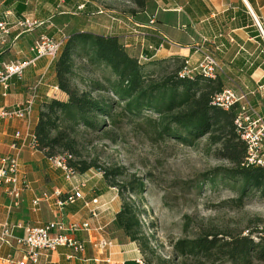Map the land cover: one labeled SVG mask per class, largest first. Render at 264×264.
<instances>
[{
  "label": "trees",
  "instance_id": "1",
  "mask_svg": "<svg viewBox=\"0 0 264 264\" xmlns=\"http://www.w3.org/2000/svg\"><path fill=\"white\" fill-rule=\"evenodd\" d=\"M131 2L140 11L146 0ZM11 3L12 0H4L6 7ZM19 5L15 7L17 12L26 10ZM56 55L41 84L48 89L58 88L66 99L43 97L39 102L38 90L32 106V116L35 105L37 116L29 144L42 153L45 160L63 158L68 169L78 175L92 169L102 174L103 183L116 190L120 202L112 227L135 244L143 264H153L154 259L158 261L151 245L153 241L142 222L146 216L143 183L134 177L119 182L118 179L126 177L123 167L101 169L95 162H72L59 155L79 156L77 133L81 130L100 132L104 126L102 118L114 123L116 115L113 113L117 109L123 118L147 121L153 118V128L160 138L186 147L205 140L215 158L228 166L214 169L200 184L207 182L211 188L229 187L238 196V208L254 197L264 203V166L244 165L246 146L234 126L238 107L225 110L212 104L214 96L224 88L220 77L210 79L199 73L186 74L189 70L185 64L187 60L179 56L158 59L144 54L143 59L135 58L115 35L75 30L59 46ZM80 62L90 72L99 70L105 76L101 81L82 83L84 88L81 89L76 83ZM15 144L20 146L19 142ZM147 228L152 229L153 225ZM175 250L180 257L204 259L211 264L221 261L226 264L264 263V230H255L247 236L205 234L190 242H178Z\"/></svg>",
  "mask_w": 264,
  "mask_h": 264
},
{
  "label": "crops",
  "instance_id": "2",
  "mask_svg": "<svg viewBox=\"0 0 264 264\" xmlns=\"http://www.w3.org/2000/svg\"><path fill=\"white\" fill-rule=\"evenodd\" d=\"M57 1L12 0L6 7L4 0H0V24L7 30L6 34L0 31V71L3 65L12 61L31 62L34 58L31 48L38 37L44 34L56 38L58 31L68 26L66 21H71L69 16H77L78 12L93 14L89 13L88 0H61L62 4H57ZM18 4L26 10L17 12L15 7ZM81 5H85V8ZM25 18L41 21L45 25L24 31L17 24ZM112 21L108 35L117 36L127 52L135 58L144 54L158 59L179 56L189 60L188 68L193 70L200 58V51L209 52L224 71L220 76L224 83L223 89L245 94L264 116V37L256 25L257 22L264 31V0H146L143 10H136V13L124 17L122 21ZM150 21L153 24L150 25ZM77 31L104 34L81 28ZM142 34H147V37H142ZM150 46L154 50H150ZM51 62L44 58L38 59L26 67L22 80L13 77L6 84L0 82V111L21 107L27 100L29 89L42 79ZM38 90L39 102L43 97L53 98L49 89L42 84ZM56 99L66 98L60 92ZM36 109L35 105L33 116L27 122L26 119H0V157L12 154L16 133H31L36 121ZM18 147L21 178L27 188L21 194L22 202L17 208L11 207L7 197L0 195V224L15 226L61 222L67 226L88 222L90 230L74 235L86 246L85 260L67 261V250L59 249L49 255L50 264H104L108 254L99 251L98 243L111 240L108 239V228L113 225L114 215L120 207L116 190L108 188L102 178L100 194L89 186L85 189L87 201H92L94 197L97 199L95 206L99 209L95 219L91 218L80 202L58 210L53 199H49L42 201L37 212H33L31 202L35 197L51 195L55 190L67 193L65 181L60 171L49 167L42 153L31 148L29 140ZM108 190L112 193H108ZM126 247L136 250L135 244L129 240L122 244L115 242L112 258L127 259ZM13 251L7 247L1 248L0 256L6 257ZM14 256L18 257L17 253ZM132 262L136 264L135 255ZM125 263L129 264L128 261Z\"/></svg>",
  "mask_w": 264,
  "mask_h": 264
},
{
  "label": "rangeland",
  "instance_id": "3",
  "mask_svg": "<svg viewBox=\"0 0 264 264\" xmlns=\"http://www.w3.org/2000/svg\"><path fill=\"white\" fill-rule=\"evenodd\" d=\"M87 3L90 6L89 13L93 14L78 12L77 16H69L71 21H66L68 26L61 30L62 33L68 36L81 28L108 35L112 19L122 21L137 10L131 0H88ZM100 11L102 14H99ZM77 65L76 83L81 89L84 88L82 83L88 80L101 81L105 76L99 70L90 72L87 67H82V62ZM120 112L117 109L113 113L116 115L114 123L102 118L104 126L100 132L81 130L77 133L79 156L71 157L68 153L59 155L72 162H95L101 169L123 167L126 177L118 179L119 182H127L134 177L143 183L146 188L143 196L146 216L142 222L153 241L151 245L158 258V261L153 260V264H211L204 259L180 257L175 250L176 244L190 242L210 233L219 237L227 234L247 236L255 230H264V203L257 197L244 201L243 207L238 208V196L229 187L221 185L211 188L207 182L200 184L214 169L228 166L226 162L215 158L213 149L208 147L205 140L186 147L173 140L160 138L158 131L153 128V118L148 121L133 120L123 118ZM73 174L74 181L85 183L83 193H87L85 189L90 187L100 194L102 174L96 169L84 175ZM64 185L68 191L65 182ZM108 193L112 192L108 190ZM149 224L153 225L152 229L147 228ZM108 239L114 244L128 241L114 231L112 225L108 228ZM126 249L128 260L112 258L116 264H124L125 261L134 264L133 255L135 260L140 259L143 263V258L136 253L137 249ZM214 264L226 263L221 261Z\"/></svg>",
  "mask_w": 264,
  "mask_h": 264
},
{
  "label": "built area",
  "instance_id": "4",
  "mask_svg": "<svg viewBox=\"0 0 264 264\" xmlns=\"http://www.w3.org/2000/svg\"><path fill=\"white\" fill-rule=\"evenodd\" d=\"M59 3L62 4V1L60 0ZM101 12L99 14H102ZM149 23L150 25L153 24L152 21ZM17 25L24 31H31L45 24L41 21L25 18L19 21ZM256 25L262 37H264V31L261 30L257 22ZM0 31L5 34L7 33L3 24H0ZM57 34L56 38L44 34L38 37L31 48V52L34 55L31 62L12 61L3 65L0 71V82L6 84L13 77L22 80L26 67L38 59L44 58L53 61L57 56L59 46L68 39V36L61 31H58ZM141 36L147 37V34H142ZM149 49L154 50L151 46ZM139 58L143 59L144 56L140 55ZM188 61H185L187 67L189 66ZM193 72L214 79L223 75L224 71L212 54L207 51H200V58L196 67L193 70L189 69L186 74ZM41 80L29 89V95L26 97L27 100H25L21 107L11 111L1 110L0 119L8 121L26 119V122L29 121ZM49 91L53 98H56L57 94L60 93L56 87L50 88ZM212 104L225 110L233 106L238 107L234 126L240 137L239 139L246 146L244 165L264 166V116L252 105L245 94H237V92L229 88L223 89L220 93L216 94L212 100ZM14 139L23 146L27 140L30 141L32 139V136L28 132L23 135L16 133ZM12 150V154L0 157V195L7 197L11 207L17 208L22 202L21 194L25 191L27 185L21 178L18 155L19 147L17 144H12ZM46 161H48L47 163L51 169L60 171L69 190L67 193L55 190L51 195H44L42 198L35 197L31 202L32 211L37 212L40 203L49 199H53L55 208L58 210L80 202L82 203V207L89 212L91 218L95 219L99 209L95 206L97 199L94 198L92 201L85 199V193H83L85 183L74 181L75 176L68 169L63 158L53 157ZM90 228L88 222L84 224L71 223L67 226L61 222L31 223L15 226L2 223L0 224V249L7 247L14 251L6 257L0 256V264H40L41 262L43 264H50L49 255L57 252L59 249L67 250L68 254L65 257L67 261L85 260L86 246L82 241L75 238L74 235L80 231H88ZM113 246L114 244L111 241L101 240L98 243L99 251L108 254V258L104 264H116L112 260ZM14 253H17L18 257L14 256ZM94 262L97 261L94 260ZM135 263L143 264L140 259L135 260Z\"/></svg>",
  "mask_w": 264,
  "mask_h": 264
}]
</instances>
